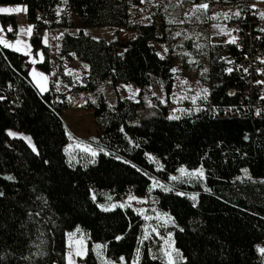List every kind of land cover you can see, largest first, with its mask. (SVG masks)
Segmentation results:
<instances>
[{
  "label": "trees",
  "instance_id": "obj_1",
  "mask_svg": "<svg viewBox=\"0 0 264 264\" xmlns=\"http://www.w3.org/2000/svg\"><path fill=\"white\" fill-rule=\"evenodd\" d=\"M139 1L66 0L58 13L61 0H0L25 5L32 51L42 53L36 66L48 74L55 67L61 80L71 85L68 93L92 95L83 107L93 110V124L100 130L97 145L103 149L94 162L68 163L62 118V110L70 107L66 92H40L30 78L28 56L0 43V264H66L65 232L76 226L88 236L82 264H99L91 249L95 241L103 243L108 259L123 256L130 264L141 244L142 218L130 207L101 209L91 194L97 200L104 192L114 198L128 190L144 195L150 176L171 187L168 192L156 189L155 194L160 208L176 223L175 245L186 257L175 264H264L257 250L264 242V113L257 114L264 106V88L253 92V98L261 94L262 99L252 106L243 93L249 77L239 68L252 53L257 57L254 67L264 69V14L249 0H193L206 3L208 11L225 5L236 8L224 25H242V48L224 35L207 42L209 66L201 75L210 85L205 107L170 119L159 105L145 117L140 114L141 100L116 96L111 103L98 90L104 81L112 87L133 83L140 90L154 81L166 95L172 89V66L180 56L171 46L165 55L154 47L157 42L168 44L172 24L161 5L149 21H133L131 9ZM0 19L14 29L18 26L14 15ZM88 27L125 28L134 36L107 40L85 33ZM51 28L64 30L55 66L50 48L42 42L44 31ZM74 60L88 67L81 84H70L65 71ZM8 130L21 135L10 136ZM182 165L202 167L203 181L170 183L169 175ZM193 193L198 194L195 200ZM138 264L168 262L151 257L144 243Z\"/></svg>",
  "mask_w": 264,
  "mask_h": 264
},
{
  "label": "rangeland",
  "instance_id": "obj_2",
  "mask_svg": "<svg viewBox=\"0 0 264 264\" xmlns=\"http://www.w3.org/2000/svg\"><path fill=\"white\" fill-rule=\"evenodd\" d=\"M249 1L254 8L257 7L259 14H264V0ZM61 2L62 3L58 7V13L62 11L61 5H66V0H61ZM202 4L206 3H195L193 0H140L139 4L131 9V19L133 21L147 22L150 19V14L153 9H155L157 5L163 6L165 15L172 24L170 27V39L168 44L157 42L154 43V47L160 55H165L168 51V46H171L173 49L177 50L180 60L173 63L172 71L175 69V71H173L174 80L172 89L168 95L163 92L161 84L154 81L148 88H144L143 90H140L133 83H117L112 87L108 81H104L100 83L98 90L109 102L113 103L116 96L134 101L141 100L142 108L140 114L145 117L154 114L159 105H164L168 115L172 117H180L181 115L192 113L207 105L210 85L201 78V75L205 74L209 66L208 55L205 49L206 44L222 35L225 36V40H230V35L227 30L223 28V25L237 12V9L229 5L213 8L209 11L208 8L195 7ZM8 6L10 5L0 4V7ZM29 26L32 25L26 19L20 21L18 26H16V31H10V34L13 35L11 37L3 30L0 22V40L14 45V47H9L11 49H23L21 51H16L28 56L31 62L29 75L40 92L42 91L37 84V79H39V77L36 79L33 78V69H35L37 73L45 74L47 77L45 81L47 90L50 89L54 93L66 92L70 107L62 110V118L68 136V142L65 146V149L67 148V151H65L67 161L71 165L88 164L94 160L95 157L93 158L90 152L83 151L82 146L90 145L93 149L97 150V153L101 150L96 141L100 130L93 124V110L84 109L83 107L87 99L89 98V100H92L93 97L88 93H80L78 95L68 93L71 85L61 80L59 75L56 74L55 67H53L48 74L36 66V63L42 60V53L40 49L37 50L36 55L35 52L32 51L31 43L29 42L30 35L32 34V27L29 29ZM63 31L62 28H51L43 33L42 42L50 48L53 66H55L54 56L56 54L58 39ZM84 32L93 37L107 40L114 37L128 39L134 36L133 31L125 28L88 27L84 28ZM17 41H19L18 44ZM2 44L6 45L5 43ZM182 56L184 60L181 59ZM85 65V63L78 60H74L65 65V71L70 75L72 80L70 84H81L83 82L88 72V67H85ZM128 86H130V88ZM205 89L207 90L206 92H204ZM224 112L226 113V110ZM262 113H264V106L257 109V114ZM78 144L81 145V147H78ZM151 156L153 155L151 154ZM152 161H157V167L161 165L160 160L156 157L155 160ZM182 166H180L175 173L169 175L170 183L175 181L198 182L201 179L203 181L204 175L202 177H197L182 174L179 171ZM183 167L186 168L185 166ZM187 170L191 172L193 169ZM171 177H178V179H171ZM245 177L246 175L243 174L242 178ZM154 182L171 189L169 182L167 183L160 178L150 176V186L144 195H136L132 190H128L124 196L119 198L112 197L109 192L102 193V198L99 200H97L96 194L93 192L91 195L94 197L93 199L96 200L97 205L104 210L117 207L132 208L143 220L142 236L140 238L141 244L138 249L141 251V245L145 243L151 257L168 262L167 258L164 256L165 249L169 247L170 244L178 249L174 241L176 223L168 221L166 217L163 216L164 213H167L173 219L168 211L160 208L155 190H164V188L160 186L153 187L152 185ZM177 193L183 192L177 191ZM130 195L138 199L129 200ZM113 204L116 205L114 208L111 207ZM101 205H103V207H101ZM140 209L144 211L141 213L139 211ZM145 217L149 218L146 219ZM168 233H172V236L169 237ZM65 237L67 246L65 263L68 264V253H72L75 264H82L80 260L87 255L89 247L86 232L80 226H76L71 230H67L65 232ZM96 245L103 246L99 249V252L102 253L101 255L97 254L98 250ZM257 245L264 247V242H260ZM81 247L86 254L77 256L76 250ZM91 249L99 264H105V260H110L104 254L103 243L95 241L91 244ZM259 254L264 256V254L260 252ZM179 255H182L180 251ZM179 255L173 253L175 262L184 261V259L181 260L179 258ZM134 261H137V250L129 263L134 264ZM114 262L115 264H127L125 257L124 261H121L119 258L118 261Z\"/></svg>",
  "mask_w": 264,
  "mask_h": 264
},
{
  "label": "snow or ice",
  "instance_id": "obj_3",
  "mask_svg": "<svg viewBox=\"0 0 264 264\" xmlns=\"http://www.w3.org/2000/svg\"><path fill=\"white\" fill-rule=\"evenodd\" d=\"M195 7H199V8H207L208 5L207 4H202V5H197ZM19 10V6H17V8H8V7H0V12H4V13H8V12H14V11H18ZM32 26H29V29L31 28ZM9 30H11V28H9ZM234 42V40H233ZM0 43H5L6 46L8 47H14V45H12L11 43H8L6 41H3V40H0ZM19 43V41H17V44ZM46 43V41H45ZM16 50L18 51H21L23 49H19L17 48ZM122 55V53H121ZM85 67H87V65H85ZM173 71H175V69H173ZM228 71H231L230 69H228ZM32 75H33V78L36 79L37 77H39V79H37V84L38 86L40 87V90L43 92V91H46V85H45V81L47 80V77L45 76L44 73H37L35 69H33V72H32ZM130 88V86H128ZM131 90V89H130ZM207 90L205 89L204 92H206ZM206 98V97H205ZM4 99V97H0V100ZM197 111H199V109H197ZM170 119H178V117H169ZM121 131H123V129H121ZM8 134L10 136H17V135H21L19 133H16V132H13L11 130H8ZM26 139L29 140V143L31 144V139L30 138H27ZM78 147H81V145H77ZM33 147V150L36 151V148H35V145H32ZM82 150L85 151V152H90L91 156L94 158L96 157V155L98 154L97 153V150L96 149H93L90 145H83L82 146ZM65 151H67V148L65 149ZM101 151H103V149H101ZM149 156L150 159L152 160H155V157L151 156V154H146ZM117 159H122L121 157H117ZM47 163V161H45ZM94 162V160H93ZM160 168L163 167V165H158ZM179 171L182 173V174H187V175H191V176H197V177H202L204 175V171H203V168H197V169H193L191 170V172H189L186 168H184L183 166L179 169ZM245 172H247V170L245 169ZM10 179H14V177H10ZM171 179H178V177H171ZM153 187H157V186H160V187H163L164 188V191L165 192H168L170 191L169 188L167 187H164L163 185H159L158 183L154 182ZM206 191H211L210 189H205ZM4 195L3 192H0V196ZM180 195H185V193H180ZM198 194L196 193H193L191 194V198L193 200H195L196 196ZM94 198V197H93ZM134 199H138L137 197H134V196H129V200H134ZM116 205H111V207H115ZM123 206V205H122ZM101 207H103V205H101ZM141 213L144 211L143 209H140L139 210ZM164 217H166V219L172 223H174L175 221L167 214V213H164L163 214ZM146 219H148L149 217H145ZM159 218V217H158ZM168 236L171 237L172 236V233H168ZM115 239L117 240H120L121 237L120 236H117L115 237ZM103 246L102 245H96V248L98 250L97 254L98 255H101L102 253L99 252V249H101ZM257 250L264 254V247H261L259 245H257ZM139 252L140 250L137 249V261H134V264H138V258H139ZM173 253H176L177 255H179V249H176L174 248V246H170L167 247L164 251V256L167 258V261H168V264H175V259H174V256H173ZM86 252L83 250V248H78L76 250V255L77 256H83L85 255ZM179 258L181 260L183 259H186V257L182 256V255H179ZM120 260L121 261H124V257H120ZM68 264H75V261L72 257V253H68ZM105 264H115L114 261H111V260H105Z\"/></svg>",
  "mask_w": 264,
  "mask_h": 264
},
{
  "label": "built area",
  "instance_id": "obj_4",
  "mask_svg": "<svg viewBox=\"0 0 264 264\" xmlns=\"http://www.w3.org/2000/svg\"><path fill=\"white\" fill-rule=\"evenodd\" d=\"M25 20V15L19 14L14 15V21L15 23H19L20 21ZM10 23V22H9ZM223 28L227 30V32L230 34V41L234 42L239 49L242 48V43L244 41V35L242 34V25L240 23H234V24H227L223 25ZM248 34L251 36L252 29L249 27ZM255 30H258L256 28ZM257 61V57L250 53L247 56V60H241L239 62V68H241L246 75L249 77V88L245 90L244 96L245 99L248 100L252 104V106H257L261 103L262 96L261 94L257 98H253V92H262L264 88V69H262L260 66L254 67V64ZM241 100V99H240ZM242 101V100H241Z\"/></svg>",
  "mask_w": 264,
  "mask_h": 264
},
{
  "label": "crops",
  "instance_id": "obj_5",
  "mask_svg": "<svg viewBox=\"0 0 264 264\" xmlns=\"http://www.w3.org/2000/svg\"><path fill=\"white\" fill-rule=\"evenodd\" d=\"M17 6H19V10L18 11H14V12H8V13H4V12H0V16L1 15H17V14H25V5H10L8 6V8H16ZM0 22H1V19H0ZM2 24V27H3V30L6 32V34L8 33L11 37L13 36L12 34H10V31H16L12 26H11V23H9L8 21L3 24ZM9 28H11V30H8ZM15 37V36H14ZM13 37V38H14Z\"/></svg>",
  "mask_w": 264,
  "mask_h": 264
}]
</instances>
